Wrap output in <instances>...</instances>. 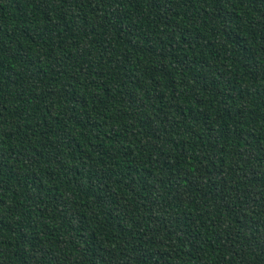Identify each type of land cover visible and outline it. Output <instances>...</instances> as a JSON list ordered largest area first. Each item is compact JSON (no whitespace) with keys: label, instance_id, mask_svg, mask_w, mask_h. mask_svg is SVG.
Segmentation results:
<instances>
[{"label":"trees","instance_id":"16d2710c","mask_svg":"<svg viewBox=\"0 0 264 264\" xmlns=\"http://www.w3.org/2000/svg\"><path fill=\"white\" fill-rule=\"evenodd\" d=\"M0 264H264V0H0Z\"/></svg>","mask_w":264,"mask_h":264}]
</instances>
